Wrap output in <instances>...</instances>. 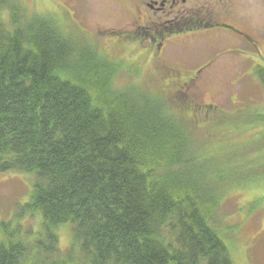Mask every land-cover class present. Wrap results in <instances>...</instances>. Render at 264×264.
Wrapping results in <instances>:
<instances>
[{
  "label": "trees",
  "instance_id": "1",
  "mask_svg": "<svg viewBox=\"0 0 264 264\" xmlns=\"http://www.w3.org/2000/svg\"><path fill=\"white\" fill-rule=\"evenodd\" d=\"M25 11L0 0V174H32L25 208L43 233L29 241L0 217V264H233L197 128L164 98L115 87L107 54L75 61L71 36Z\"/></svg>",
  "mask_w": 264,
  "mask_h": 264
},
{
  "label": "rangeland",
  "instance_id": "2",
  "mask_svg": "<svg viewBox=\"0 0 264 264\" xmlns=\"http://www.w3.org/2000/svg\"><path fill=\"white\" fill-rule=\"evenodd\" d=\"M19 2L26 16H50L71 36L75 61L100 63L104 61L101 55L107 54L120 69L115 87H139L132 89L136 97L152 98L155 94L170 104L168 109L184 114L197 128L202 147L213 154L203 150L199 160L207 177L218 184L214 218L218 227L230 226L228 247L233 264H264V0L212 5L210 12L220 16L209 17L240 29L250 36L249 42L235 31L198 28L203 36L165 43L158 57L150 54L157 50L149 36L136 33L139 42L127 37L138 29L137 17L128 14L132 11L130 0ZM1 16L9 25L10 11ZM180 55L192 59L191 67L179 68L178 64H184ZM210 55L217 58L213 67L185 84L188 71H194L197 62ZM173 67L180 71L177 77L181 81L167 78L166 71ZM32 182L29 173L15 170L0 174V217L24 234L33 232L29 241L43 233L41 213L25 208ZM67 225L57 229L62 251L72 245V230Z\"/></svg>",
  "mask_w": 264,
  "mask_h": 264
},
{
  "label": "flooded vegetation",
  "instance_id": "3",
  "mask_svg": "<svg viewBox=\"0 0 264 264\" xmlns=\"http://www.w3.org/2000/svg\"><path fill=\"white\" fill-rule=\"evenodd\" d=\"M228 1L229 0H130L132 11L128 14L137 17L138 29L132 30L133 32L127 37L129 40L139 42L136 39V37H138L136 33L144 37L149 36L151 40L155 42V49L157 51L151 52L152 54L154 53V56H157L159 51H163L165 43L173 45V43L175 44L183 41V39L191 40L195 39L197 36H203L200 34L198 28L208 29L205 30L206 32H211L212 30H222L224 32H228V30L231 32L235 31L237 33L236 35L242 38L241 40H248L249 42L251 38L248 34L240 29L232 27L226 22L217 20V18L209 17L220 16L219 13L210 12L213 4H224ZM159 24H161V27ZM215 27L218 29H214ZM255 55H257V57L259 56V54ZM211 56L212 55L205 59L203 57L197 62V65H199L198 68L194 71H188L189 75L186 76L185 79L188 81L184 82L185 84L192 82L196 78L199 79L200 76L213 67L217 58L214 59ZM178 58L184 61V64H178L180 68L191 67V58L181 55ZM211 60H213V62H210ZM171 69L175 71L170 73L167 72V78L181 81L182 78L177 77L180 71L175 67Z\"/></svg>",
  "mask_w": 264,
  "mask_h": 264
}]
</instances>
